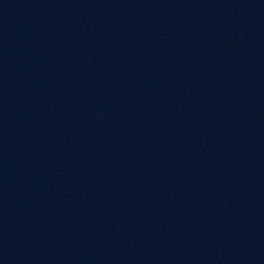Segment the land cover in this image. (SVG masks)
Instances as JSON below:
<instances>
[{"label": "water", "instance_id": "obj_1", "mask_svg": "<svg viewBox=\"0 0 264 264\" xmlns=\"http://www.w3.org/2000/svg\"><path fill=\"white\" fill-rule=\"evenodd\" d=\"M0 264H264V0H0Z\"/></svg>", "mask_w": 264, "mask_h": 264}]
</instances>
